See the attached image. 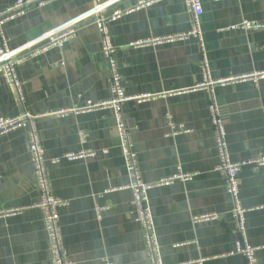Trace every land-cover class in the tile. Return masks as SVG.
<instances>
[{"label":"crops","instance_id":"1","mask_svg":"<svg viewBox=\"0 0 264 264\" xmlns=\"http://www.w3.org/2000/svg\"><path fill=\"white\" fill-rule=\"evenodd\" d=\"M17 0H0V13ZM104 0L105 13L122 11L109 25L127 101L124 120L137 155L142 180L156 183L178 173L195 174L149 191L164 264H247L231 255L239 234L233 200L219 156L210 105L221 106L232 159L264 158V79L213 85L204 82V59L211 79L224 80L264 71V28L233 29L243 22L264 26V0H202L203 41L139 45L185 33L192 16L185 0ZM93 0H56L27 8L4 25L10 49L28 55L44 45L43 36L73 26L76 36L17 65L23 103L0 75V118L27 111L41 115L38 131L45 150L59 226L75 264H150L129 183L112 110L52 113L82 108L112 98L110 68L102 36L91 15ZM128 11V12H126ZM175 126L172 129V126ZM188 130V132H180ZM85 137V142L82 141ZM92 150L94 158L61 160L68 153ZM107 152L106 154L104 152ZM240 201L248 210L246 238L261 248L264 264V164L245 166L239 174ZM28 131L0 135V264H43L51 260ZM202 214L217 220L194 223Z\"/></svg>","mask_w":264,"mask_h":264},{"label":"built area","instance_id":"2","mask_svg":"<svg viewBox=\"0 0 264 264\" xmlns=\"http://www.w3.org/2000/svg\"><path fill=\"white\" fill-rule=\"evenodd\" d=\"M52 1L56 0H17L13 7L9 8L6 12L0 13V75L4 76L6 83L12 85L15 88L22 103L24 100L22 96V83L19 80L16 72L17 65L23 63L29 57L43 54L52 48H62L67 42L76 36L77 31L71 25L62 27L57 31L43 36L45 44L40 46V48L34 50L28 55L16 56L8 45V41L4 33V25L9 20L24 14L27 8L34 5L44 6ZM154 1L158 0H147L145 3L149 4ZM185 2L192 16V28L190 31L169 35L162 38H155L139 45H160L171 42L185 41L191 37L202 42L203 38L200 21L204 13L202 0H185ZM93 4L94 6L91 11V15L95 17V24L102 36V51L108 61L110 68L112 98L111 100L104 102H88V104L82 108L75 107L70 110H62L60 112L52 113V115H65L68 112H75L78 114L104 109L113 111L116 130L119 136L125 168L129 179V183L126 188L129 189L133 195L132 206L135 210L136 221L142 228L149 262L150 264H164L161 256V247L156 232L154 217L149 203V191L156 187L170 185L177 180L189 182L193 179L195 174L178 173L156 183H146L142 180L137 155L133 150L131 138L124 120L123 106L131 99L138 101L147 100L149 99V96L130 98L126 96L124 92L123 80L115 57L116 47L112 43L109 32V25L119 20L124 12L116 11L108 15L105 13L104 0H93ZM236 28L250 30L264 28V26L245 21L233 29ZM203 71L204 82L197 86L195 90L205 89L208 86L210 87L217 84L224 86L234 82H257L258 80L264 79L263 71L241 77L214 81L211 79L209 65L206 59H204ZM210 115L215 129L216 146L219 156V165L217 170L224 172L226 176V189L234 203L232 216L236 219L239 227L240 237L236 241L235 251L232 252L231 255L240 254L245 258L247 264H258L256 254L261 248L252 246L246 238L244 225L248 210L242 206L240 201L238 178L243 167L264 164V158H256L244 162L234 161L232 159L227 141L224 116L222 114L221 106L215 95H213L211 98ZM41 117V115H33L27 111H24L22 114L15 117L0 118V135L7 134L22 128H25L28 131L29 151L40 191V201L36 205V208L40 209L43 213L44 226L49 239L51 252V260L43 264H75V262L69 258L67 248L64 244L61 228L59 226L60 209L66 206L67 202L57 199L54 196L50 186L45 150L40 141L37 125V121ZM171 126L172 129L175 128V126L172 124ZM180 132H188V130L178 131L177 133ZM82 141L85 142L84 136H82ZM104 153L106 154L107 152L105 151ZM96 155L97 153L92 150H82L78 153H68L62 158L54 159L52 160V163L57 164L61 160H83L87 158H94ZM16 212L17 210H11L7 212L0 211V218L6 217L10 214H15ZM215 220H217L216 214H202L193 218L194 223H206ZM106 264L114 263L107 260ZM197 264H200V262Z\"/></svg>","mask_w":264,"mask_h":264}]
</instances>
